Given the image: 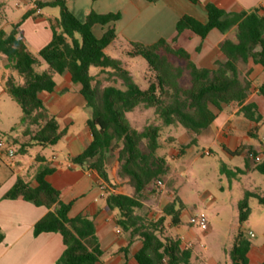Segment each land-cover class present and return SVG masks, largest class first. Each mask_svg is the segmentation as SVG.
<instances>
[{"label":"trees","instance_id":"1","mask_svg":"<svg viewBox=\"0 0 264 264\" xmlns=\"http://www.w3.org/2000/svg\"><path fill=\"white\" fill-rule=\"evenodd\" d=\"M36 1L41 9L57 7L61 10L51 42L37 55L30 52L21 35L22 22L14 24L10 32L0 31V55L7 58L8 68L19 78L9 75L5 87L22 110L23 136L29 138L20 153L25 155L34 146H54L66 136L67 130L61 129L41 95L55 91V75L69 73L72 82L81 86L80 94L91 110L87 128L92 134L91 144L72 161L95 171L107 188H117L110 177V159L115 157L119 162L118 177L126 180L135 191L132 197L114 193L107 197L110 209L118 211L117 227L129 236L123 252L127 254L135 241H141L142 248L134 256L137 264H192V249H184L180 238L166 235L168 223L170 227L182 223L181 215L185 210L182 199L173 190V200L160 214L153 213L144 204L148 193L161 189L154 184L169 178L167 157L159 154L160 138L164 128L182 126L187 129L193 138L180 148V154L184 155L187 149L198 144L197 137L212 126L217 112L233 105L237 106V116L258 124L264 121L258 106L246 102L252 84L242 79L239 68L240 63H247L250 59L264 68L262 10L227 12L208 3L205 6L206 22L191 15H183L178 20L177 35L191 31L202 40L213 30L226 34L235 29V38H227L221 43L224 59L218 60L213 69L197 66L188 51L176 48L167 40L152 45L130 42L128 55L142 57L149 67L148 87L143 90L122 61L106 54V49L117 40L116 30L110 25L121 18L120 14H99L92 10L80 20L69 10V0ZM145 1L155 3L158 0ZM190 1L199 3V0ZM34 13V10L29 11L23 19ZM98 25L108 27L101 38L93 31ZM42 61L49 69L39 72ZM92 68L108 74L120 86H103L99 76L90 73ZM186 74L189 75V85L182 84ZM257 91L264 97V83ZM141 106L153 109L160 125L148 123L142 132L138 131L129 121L128 114ZM229 153L232 156L247 155L245 169L228 170L229 175L245 174L253 161L252 169L264 176V154L258 160L248 146ZM52 173L49 168L38 170L34 177L35 187L24 177H18L5 197L22 198L48 210L36 223L34 235L57 233L62 236L65 250L57 264H100L104 252L95 222L84 215L70 217L72 204L63 203L61 192L47 180ZM167 184L173 188V182ZM251 198H256L264 206V194L246 192L239 201L240 228L232 248L227 251L231 264H250L248 253L252 244L243 226L252 215ZM3 239L0 230V242Z\"/></svg>","mask_w":264,"mask_h":264},{"label":"crops","instance_id":"2","mask_svg":"<svg viewBox=\"0 0 264 264\" xmlns=\"http://www.w3.org/2000/svg\"><path fill=\"white\" fill-rule=\"evenodd\" d=\"M208 3L227 12H250L260 8L264 14V0H199L198 4L190 0H158L155 3L145 0H69L68 8L80 20H84L92 10L99 14H120L121 18L110 26L116 30V41L125 42L128 51L130 42L152 45L163 39L172 42L176 48L188 51L197 66L213 69L218 60L224 59L220 51L221 43L227 38L234 39L235 29L226 34L213 30L205 40L191 31H185L180 35L176 33L177 22L183 15H191L201 22H206L205 6ZM3 8V4L0 3V19ZM41 10V14L35 12L34 15L23 19L29 12V6H27L19 17L7 22L11 28L14 24L22 22L21 35L30 52L34 51L36 54L51 42L53 27L57 21L56 17H45L43 9ZM107 28V26L98 25L93 31L95 34L98 30L101 34L98 38H101ZM1 30L6 31L0 28ZM174 39L176 40L173 42ZM239 68L242 79L252 84V91L246 102L256 104L264 117V97L257 91V88L264 83V68L251 59L247 63H240ZM9 75L19 80L16 72L8 68L7 58L0 55V133H9L11 139L8 145L0 140V171H2L1 164L8 168L0 179V230L4 236L3 241L0 242V264H57L63 255L65 245L60 234L43 233L37 237L34 235L36 223L47 214L48 210L22 198L7 199L5 197L18 177H24L32 186H37L34 179L35 173L42 168L53 170V173L47 176V180L61 192L63 203L72 204L70 217L84 215L95 222L96 234L104 252L100 264H137L134 256L142 248V242L135 241L127 254L123 252L128 245L129 236L117 227L118 211L110 209L107 203L110 193L130 197L135 194L127 181L118 177L119 162L116 159L114 166L110 165V177L117 188L108 187V189L95 171H89L72 161L92 142V134L88 128L83 132L73 131L74 126L81 122V115L86 113L87 109L86 102L80 94L81 86L72 82L69 73L59 75L61 77L59 82L55 75V91L50 94L43 93L41 98L50 113L57 118L61 129L67 130L66 136L56 144L60 156L53 155L48 160L41 151L34 159L31 158L30 161L25 162L20 159L22 155L20 150L23 144L29 142V138L23 136L25 127L22 124V110L5 87ZM236 111L237 106L233 105L225 107L222 112H217V119L212 126L197 137L198 143L206 141L217 145L230 157L235 156L230 155L229 152H238L243 146H248L260 160L264 154V136L260 134L261 123L237 116ZM132 114L135 122L141 120L148 123L151 110L141 106ZM156 125L160 123L157 122ZM143 130L144 128L140 132ZM189 135L192 140L193 134ZM240 156L246 162L247 155L244 153ZM250 165L251 169L239 176H248L254 171L253 161ZM238 169L244 170L245 167L236 168ZM102 186L106 187L105 191L101 189ZM255 188V191L244 189L242 197L238 199L237 208L246 192L264 194L259 191L261 190L259 187ZM173 194L172 191L171 196H160L164 207L173 200ZM146 196L147 200L144 204L155 213V208L150 205L152 194L148 193ZM255 211L262 220L261 230L258 232L251 226L248 228L243 226L244 232L250 234L249 239L252 244L248 259L250 264H264V206L256 207ZM235 227L240 228L238 225ZM208 231H212L211 228ZM180 239L182 247L188 242H191L194 247L193 231L190 230L181 235Z\"/></svg>","mask_w":264,"mask_h":264},{"label":"rangeland","instance_id":"3","mask_svg":"<svg viewBox=\"0 0 264 264\" xmlns=\"http://www.w3.org/2000/svg\"><path fill=\"white\" fill-rule=\"evenodd\" d=\"M33 1L35 0H0V3L4 6L1 12L0 28L10 32L12 28L7 25V22L19 17ZM60 14L61 10L57 7H45L43 9L45 17L59 18ZM95 35L97 37L101 36L98 30L95 31ZM32 53L37 55L34 51ZM106 54L122 61L125 68L134 77L135 83L141 89H147L148 64L142 57L129 56L125 42H114L106 49ZM48 69V65L42 61V66L38 68V71L42 72ZM99 71V69L92 68L90 73L98 75L103 86H120V83L115 82L108 74ZM16 76L18 77L17 73ZM60 80L61 77L57 75V81L59 82ZM182 84L189 85L188 74L182 79ZM150 110L151 115L148 123H160L154 114V110ZM90 113L91 110L87 108L86 113L81 115V122L74 126L73 131L83 132L87 128L86 121L89 119ZM128 119L138 131H141L148 124L141 120H136L135 122L132 113L128 115ZM2 126H5V124H2ZM189 134L191 133L182 126L176 128L170 126L163 129L160 138L162 147L159 154L167 157L169 178L163 182L161 189L156 190L152 194L150 205L155 208V214H160L164 207L160 196H171L174 190L184 202L185 210L181 215V225L170 227L168 223L166 235L180 238L186 232L193 231L192 264H230V257L227 251L232 248L234 239L239 232V229L235 227V225L239 226L238 199L242 197L244 189L255 191V187H259L261 189L259 191L264 193V176L256 171H252L248 176L233 177L229 175L228 170L235 172L236 168L245 167L244 158L241 156L230 157L219 146L210 142L200 141L197 145L187 149L184 155H181L179 151L182 145H187L191 142ZM260 134L264 136V121L260 124ZM0 140L5 141L7 145L11 143L9 133H0ZM41 151L44 152L48 160L53 155L60 156V151L56 149V145L43 148L34 146L29 149L28 154L21 155L20 159L28 162L31 158L34 159ZM208 151L210 155L205 154ZM115 163L116 158L111 157V167ZM1 170L0 179H2L3 173L8 171V168L1 164ZM169 181L173 182V188L168 186L167 182ZM249 203L250 207L254 209V213L245 224V228L251 226L259 232L262 220L255 211V208L260 206L259 201L256 198H251ZM193 217H206L209 228L212 231H204L200 227L192 225L191 219ZM245 234L250 238L248 232H245Z\"/></svg>","mask_w":264,"mask_h":264},{"label":"built area","instance_id":"4","mask_svg":"<svg viewBox=\"0 0 264 264\" xmlns=\"http://www.w3.org/2000/svg\"><path fill=\"white\" fill-rule=\"evenodd\" d=\"M29 11L34 10L36 12V14H41V8L38 6L37 1H33L31 2L29 5ZM2 146V144H1ZM206 155H210V152H206ZM154 186L156 188H161L163 186V182L162 181H158L154 184ZM101 189L103 191H105L106 187L102 186ZM191 224L200 227L201 229H203L204 231H208L209 230V225L207 222V218L206 217H193L191 219ZM184 249H192L193 248V244L191 242L185 243Z\"/></svg>","mask_w":264,"mask_h":264}]
</instances>
